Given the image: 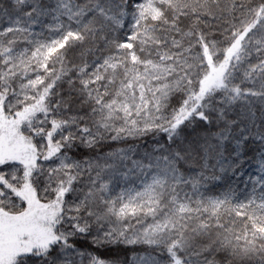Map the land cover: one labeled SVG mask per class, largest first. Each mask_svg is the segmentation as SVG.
<instances>
[{"label": "snow or ice", "instance_id": "obj_1", "mask_svg": "<svg viewBox=\"0 0 264 264\" xmlns=\"http://www.w3.org/2000/svg\"><path fill=\"white\" fill-rule=\"evenodd\" d=\"M0 264H264V0H0Z\"/></svg>", "mask_w": 264, "mask_h": 264}]
</instances>
